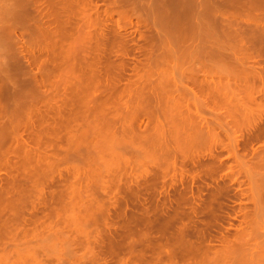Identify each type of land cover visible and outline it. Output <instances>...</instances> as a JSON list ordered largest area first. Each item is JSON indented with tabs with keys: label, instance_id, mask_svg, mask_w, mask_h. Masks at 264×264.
Returning a JSON list of instances; mask_svg holds the SVG:
<instances>
[{
	"label": "bare ground",
	"instance_id": "1",
	"mask_svg": "<svg viewBox=\"0 0 264 264\" xmlns=\"http://www.w3.org/2000/svg\"><path fill=\"white\" fill-rule=\"evenodd\" d=\"M1 1L0 264H264V0Z\"/></svg>",
	"mask_w": 264,
	"mask_h": 264
},
{
	"label": "rangeland",
	"instance_id": "2",
	"mask_svg": "<svg viewBox=\"0 0 264 264\" xmlns=\"http://www.w3.org/2000/svg\"><path fill=\"white\" fill-rule=\"evenodd\" d=\"M4 1H6V0H4ZM130 1V2H129ZM128 1V4H127V6L128 7H130V6H132V7H136L137 8V13L139 12L140 14H142L143 16L145 15V13H144V9H145V12H147V13H149V14H147V17L148 16H150L151 17V15H150V13L152 14L153 12V14H152V16L154 15V17H152V18H154L153 20H155L156 22V24L158 25V26H155L154 27V30H155V28L157 27V29L160 27V28H163V30H161L160 28H159V30H161V31H158L157 29L155 30L156 31V33L158 34V35H161L163 32H164V34H166V35H169V36H171L170 38L172 39L171 41H170V43H172V41H174L175 39H178L180 36V34H182L181 32H184V31H182L183 29H185V27L187 28V27H189V24L190 23H188L189 21L187 20V22H186V19H187V17H189V14L190 13H187V12H191V14H190V17H191V15H192V13L194 14V16H195V14H197V15H201V11H202V8L200 9V8H189L190 7V1H188V0H129ZM151 1V2H150ZM187 1V2H186ZM201 1V0H200ZM204 1V0H203ZM219 1V0H218ZM0 2H3V1H1L0 0ZM107 1H97V5H98V7H99V9L101 10L102 8H104L106 5H107V3H106ZM135 2V3H134ZM153 2H155V3H153ZM9 3H11L12 4V1H10ZM99 3V4H98ZM102 3V4H101ZM134 3V4H133ZM189 4V5H188ZM185 5V6H184ZM181 6V7H180ZM189 6V7H188ZM142 7H144V9H142ZM156 7V8H155ZM180 7V8H179ZM139 8V9H138ZM152 8V9H151ZM154 8V9H153ZM149 9V10H148ZM200 9V10H199ZM141 10H142V12H141ZM185 10V11H184ZM188 10V11H187ZM183 11V12H182ZM156 12V13H155ZM179 12V13H178ZM181 12V13H180ZM144 13V14H143ZM204 12L202 11V14H203ZM178 14V15H177ZM184 16H183V15ZM183 16V17H186V19H185V21L183 22L182 20H184V18L183 17H181V16ZM188 15V16H187ZM146 16V15H145ZM161 16V17H160ZM177 17V18H176ZM149 18V17H148ZM183 18V19H182ZM163 19V20H162ZM179 19H180V21H179ZM189 19V18H188ZM160 20V21H159ZM167 22H166V21ZM170 20V21H169ZM157 21H158V23H157ZM178 21V22H177ZM160 22V23H159ZM175 22V23H174ZM188 24H186V23ZM168 23H172L173 25L172 26H174L173 28H172V26H171V24L170 25H168ZM183 23V24H182ZM165 24V25H164ZM180 24V25H179ZM186 26H185V25ZM163 25H164V27H163ZM167 25V26H166ZM179 25V26H178ZM182 25H184V26H182ZM133 26H135V27H133L134 28V31H135V28H136V31H137V27H136V25H133ZM177 27V28H176ZM182 29H181V28ZM200 28H201V26H200ZM175 29V30H174ZM181 29V30H180ZM202 29V28H201ZM201 29H199V30H201ZM165 30L168 32V33H165ZM177 30V31H176ZM180 30V31H179ZM186 30V29H185ZM174 31V32H173ZM180 33H179V32ZM159 33H161V34H159ZM179 33V34H178ZM134 35L133 36H130L131 38H132V40H133V42H134V44L136 45L135 47H137L136 49H138L139 48V45L141 44H143V41L142 40H140L139 38H138V34L136 33V32H134L133 33ZM136 34V35H135ZM161 35V36H165V35ZM178 35V36H177ZM135 36V37H134ZM176 37V38H175ZM136 42V43H135ZM142 42V43H141ZM189 42H191V43H189ZM138 43V44H137ZM169 43V42H168ZM187 44V45H186ZM141 45H140V47H141ZM191 47H190V46ZM197 45V44H196ZM134 46V45H133ZM133 46H132V48H133ZM135 47L133 48V51H134V55H133V58L135 59L134 60V62L132 61V63H135V61H137V60H140L141 59V53H140V51H135L134 49H135ZM184 47V48H183ZM181 48V51H183V49H185V48H187V50H190L191 49V51L193 50V49H195L196 48V46H195V43H193L192 41H188V42H185L184 43V46H181V47H179L178 46V50ZM140 49V48H139ZM179 53H180V51H179ZM169 66H171V64L169 63L168 64ZM185 65H187V66H189L190 64L189 63H184V65L183 66H185ZM215 65H218L219 67L221 66V64L219 65V63L218 64H215ZM223 65V64H222ZM218 66H217V68H218ZM186 67V66H185ZM184 67V68H185ZM187 68V67H186ZM214 68H216L215 66H214ZM214 68H212V69H214ZM216 68V69H217ZM65 69H68V68H64V70ZM216 69H214V70H216ZM220 68H218L217 70H219ZM222 69H224V67L222 68ZM62 71V74L61 75H63V77H64V74L66 75V73L65 72H67V74L68 75H66L68 78H66V77H64V79H62L63 81H61V82H63L64 83V81H66V83H67V81H69L70 80V82L72 81V76L71 77H69V75H71L69 72H68V70L67 71ZM64 73V74H63ZM131 74V75H130ZM126 75V76H125ZM124 76H125V78L128 76V79L129 78H133V71H132V69L130 68V67H128V68H126V70L124 71ZM130 76V77H129ZM56 77H57V75H56ZM61 77V76H60ZM66 78V79H65ZM71 78V79H70ZM131 78V79H132ZM21 79V78H20ZM56 79H58L59 80V76H58V78H56ZM127 79V78H126ZM153 80H154V78H153ZM55 81H57V80H55ZM65 84V83H64ZM9 86H11L10 84H9ZM263 93H264V91H263ZM261 95H263V94H261ZM259 96H260V94H259ZM264 96V95H263ZM262 96V97H263ZM258 99H261V97H259ZM263 99L264 98H262V102H264L263 101ZM3 134V133H2ZM5 134V133H4ZM3 134V135H4ZM7 134V133H6ZM1 135V134H0ZM9 135H6V136H3V137H8ZM2 146H0L1 147V149H5V148H7V147H9L8 145V142L6 143V141L5 142H3L2 144H1ZM3 147V148H2ZM252 148L253 149H255V148H259V144L258 143H254L253 145H252ZM220 156L221 157H223V158H221L223 161H222V164L223 165H227V164H229V165H227V167H233V161H231L232 159L230 158H228L227 156H228V154L226 153V151H220ZM233 162V163H232ZM75 163H76V161H75ZM232 163V164H231ZM235 164V163H234ZM260 169H261V167H259ZM263 168V167H262ZM228 170V169H227ZM256 170H259V169H256ZM261 171V170H260ZM260 171L258 172V173H260ZM264 171V170H263ZM262 171V172H263ZM226 171H224L223 173H225ZM261 172V173H262ZM220 172H218V173H216L215 174V178L216 179H219V181H220V183L222 182V180H220V178L221 177H219L218 176V178H217V175L219 174ZM222 173V172H221ZM220 173V174H221ZM222 173V175H224ZM257 173V172H256ZM255 172H254V174H256ZM260 173V174H261ZM219 174V175H220ZM226 174L227 173H225V177H226ZM260 174L259 175H257V177H259L260 176ZM263 174V173H262ZM2 174H0V176H1ZM221 176V175H220ZM229 176V174H227V177ZM227 177L225 178V182H227V180L229 181V178L227 179ZM222 178H224L223 176H222ZM221 178V179H222ZM187 179V180H186ZM188 179L189 178H185V182L184 183H188V184H192V186H193V191L195 192V187L198 185V184H202V183H208V184H214L215 182L212 180V179H209L208 180V178H206V180H208V181H204V182H202L199 178H197V179H195L194 181H191L190 179H189V182H188ZM196 181V182H195ZM191 182V183H190ZM193 182V183H192ZM230 182V181H229ZM229 182H228V184H229ZM231 183V182H230ZM233 183V182H232ZM230 184V187H231V196H230V198L228 199V200H226V205L228 206V211H226L227 212V215H229V216H227L226 215V218L227 219H225L224 220V222L222 223V225H223V227H226L227 229H229V230H226L225 228H223L222 230H220L221 228H219V227H214V228H210V232H211V234L213 235V234H215L216 235V237H219L220 235V232L222 233H228V231L229 232H233L234 231V227L237 225L236 223H237V220H236V218L235 217H237V213H236V211L235 210H237V208H238V203L237 202H239V200L234 196L235 194V189L237 188V183H234V184ZM195 186V187H194ZM205 191V192H204ZM207 189H204L203 190V198H206V196H207ZM195 198V199H194ZM193 198V200H194V202L195 201H197V202H199V203H202V199H200V198H196V197H194ZM198 199H200V201H198ZM191 200H192V198H191ZM241 201H243V202H245L246 201V199H245V197L244 198H242L241 199ZM196 202V203H197ZM226 206V207H227ZM230 206V207H229ZM231 207H232V209H231ZM235 210H234V209ZM231 211V212H230ZM230 213V214H229ZM235 213V214H234ZM206 215H199V217H198V219H205L206 217H205ZM264 218H262V220H261V218H260V221L261 222H263L264 223V220H263ZM227 223V224H226ZM232 225V226H231ZM218 228V229H217ZM217 230V231H216ZM223 230H225V231H223ZM227 231V232H226ZM158 235V234H157ZM135 237V236H134ZM137 238V237H136ZM133 239H135V238H133ZM138 239H140V238H138ZM143 239H145V238H143ZM142 239V240H143ZM141 240V242H145L146 240H143L142 241ZM138 241V240H137ZM39 243H41V242H39ZM43 243L45 244V242H43L42 241V243H41V245L40 246H42L43 245ZM217 243V242H216ZM252 243V242H251ZM42 248H44L43 246H42ZM236 259H239V257L238 256H236ZM238 261V260H237ZM228 262V261H227ZM231 261H229V263H230ZM226 263V262H225ZM226 264H228V263H226ZM233 264H236V261L234 262V260H233Z\"/></svg>",
	"mask_w": 264,
	"mask_h": 264
}]
</instances>
